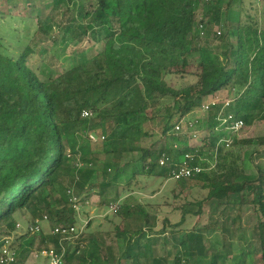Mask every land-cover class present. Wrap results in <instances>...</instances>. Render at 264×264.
<instances>
[{"label": "trees", "instance_id": "16d2710c", "mask_svg": "<svg viewBox=\"0 0 264 264\" xmlns=\"http://www.w3.org/2000/svg\"><path fill=\"white\" fill-rule=\"evenodd\" d=\"M258 1H251L248 8L246 0H97V6L85 13L89 21L78 24L72 10L83 0H55L57 6L65 4L71 14L63 40L67 36L78 41L91 33L95 36L96 24L107 36L98 54L78 56L73 67L48 80H42L27 64L35 52L31 42L16 54L0 52V241L16 234L21 223L18 219L25 211L31 213L27 225H35L45 215L51 230L77 227L78 213L70 198L77 197L78 205H83V194L97 187L91 180L101 155L137 157L124 169L117 168L102 189L115 185L131 164L135 166L132 178L169 180L187 154H192L195 162L199 157L212 160L217 142L225 136L215 130L218 123L213 114L200 147L191 146L186 135L170 134L177 122L210 96L232 97L234 104L229 110L235 120L242 119L246 125L254 119L264 120V11L258 9ZM215 25L225 33H213ZM40 30L48 34L42 21ZM213 35L219 44L210 42ZM194 55L199 56L196 64L191 62ZM189 78L193 80L190 84L179 86ZM162 105H166L167 115L161 132L170 143L166 148H158L157 143L144 148L141 139L152 135L145 124L156 119L155 110ZM84 111H90L92 117L83 118ZM235 143L260 146L264 139ZM225 151V147L218 149L214 170L189 180L208 191L207 200L215 199L224 208L253 206L258 221L254 250L225 242L220 246L211 226L180 231L192 213L184 208L180 222L173 226L176 244H165L171 249L167 258L174 255V264H264V169L257 167L260 176L249 179L243 168L226 164ZM164 156L168 157L167 165L161 166ZM66 175L68 186L57 198L55 193ZM118 200L119 196L109 206L119 205L114 214L121 220L114 226L122 250L119 264L127 259L132 264H167L168 259L157 252L159 239L151 236L156 222L124 231L122 225L144 209H133ZM198 204L201 209L195 215H200L203 207V202ZM42 211L44 214L36 215ZM91 226L90 219L87 228ZM50 231L16 234L15 244L21 253L17 264L27 263L36 251L33 244L37 239L59 249L61 237ZM25 239L30 240L29 247L21 250ZM78 242L74 250L65 242L64 264L107 261L102 260L101 246L94 236L86 237L84 232ZM177 247L179 250L172 252Z\"/></svg>", "mask_w": 264, "mask_h": 264}, {"label": "rangeland", "instance_id": "374dc122", "mask_svg": "<svg viewBox=\"0 0 264 264\" xmlns=\"http://www.w3.org/2000/svg\"><path fill=\"white\" fill-rule=\"evenodd\" d=\"M251 1L255 0H246L248 8ZM81 3L76 8L72 7L73 16L79 20L78 24L89 21L85 13L90 11L92 6H97V0H83ZM256 4L258 9L264 11V0H259ZM66 9L65 4L57 6L55 0H0V52L16 54V52L24 49L26 43L31 42L35 52L28 58L27 64L42 80H48L50 76H56L57 73L70 69L78 62L80 55L91 58L98 54L103 49L107 36L105 29L99 24L95 25V36L91 33L82 41L71 36H67L66 40L62 39L63 29L71 18V14L67 13ZM41 21L48 34L40 30ZM218 31L225 33L224 28L215 25L213 33L217 34ZM214 36L210 42L213 41L217 45L220 40L215 39ZM230 40L235 42L236 39L230 37ZM198 61V55L191 58L192 63L196 64ZM192 81L190 78L185 79L179 83V86L190 84ZM155 111L157 112L156 119L145 124V129L152 135L141 139V146L144 148H150L156 143L158 148H166L170 143L169 138L163 137L161 132V126L164 124L167 115L166 105L158 106ZM209 117V113L196 109L195 113L189 114L186 120H198L200 124L194 130L202 132L209 126ZM186 132L187 130L184 128L178 134L171 130L170 134L184 136L182 134ZM200 138H194V141L196 142ZM262 139H264V120L254 119L239 133L235 138L236 141L226 148V164L228 166L236 164L244 169L245 177L257 179L260 176L257 167L264 169V145H242L235 142ZM133 157L136 155H101L100 160L94 166L96 172L91 180L92 184L97 185V187L83 194L82 198L85 199V202L83 205H79L80 211L77 212L79 218L77 229L79 231L84 230L86 237L94 236L98 239L102 250L100 253L102 260L108 258L106 264H115L118 260L119 251H122L117 244V234L114 231V226L121 220L120 218L117 219L114 215L115 212L109 208L110 202L117 199V196H119L118 202L120 204H126L133 209L137 206L144 209L142 213L133 214L132 219L127 224L122 225L124 231L129 232L144 225L148 226L147 222L149 224L153 221L156 222L151 236L159 239L157 252L162 258H167L171 252L170 246L165 245L166 242L170 245L176 244L173 241V232L175 231L173 226L180 222L184 208H190L192 213L187 215L186 222L181 226L180 231L191 232L196 228L203 229L211 226V228L216 229V242L220 246L225 242L238 244L250 251L254 250L255 237L253 233L258 221L253 206L224 208L218 205L215 199L207 200L208 191L201 189L200 184L194 181L176 182L159 177L145 178L143 176L132 178L131 175L135 166L131 164L125 168L123 176L117 180L115 185L106 189L100 187L113 178L117 168L124 169L125 164ZM62 178L63 185L55 193L57 198L64 194V190L68 186V176H62ZM198 202H203V207L201 214L195 215L201 209ZM30 214L29 211H25L18 219L25 227L30 221ZM42 214L44 211L36 215L41 216ZM90 219L92 226L89 229L87 223ZM111 222L115 223L112 224ZM42 226L44 232L51 230L50 224L47 222H43ZM2 229L1 227L0 230ZM145 232L149 234L148 228L145 229ZM120 236L125 237V235ZM22 243L21 250L29 247L30 240L25 239ZM77 243H79L78 240L71 243V250L75 249ZM86 244L84 242L83 246ZM40 246H42L41 240H35L34 251ZM89 246L90 244H88V249H90ZM178 250L177 247L172 252L176 253ZM35 257L36 254L30 255L26 264L35 263ZM20 258L21 253L18 259ZM167 259V264H174V255ZM132 263L129 262L128 264Z\"/></svg>", "mask_w": 264, "mask_h": 264}, {"label": "built area", "instance_id": "2783aa9c", "mask_svg": "<svg viewBox=\"0 0 264 264\" xmlns=\"http://www.w3.org/2000/svg\"><path fill=\"white\" fill-rule=\"evenodd\" d=\"M201 29H203V26H200ZM219 36L222 34L221 31H218L217 33ZM234 99L232 97H224L223 95H215L208 97L203 105L198 108L201 112L213 114L215 116V120L218 123V125L215 127V130L224 133L225 136L221 137L219 141L217 142L215 151L213 152L212 160H208L204 157H199L197 162H195V158L192 154H187L185 157V160L181 163L175 166L174 170L171 173V177L169 181H184L189 180L193 177H196L198 175L203 174L207 171H212L216 168L218 163V149L220 147L226 148L230 147V145L235 141V138L239 135V133L246 127L245 122L240 120H235V115L230 112V107L234 104ZM195 113V112H194ZM83 118H90L92 117V113L90 111H84ZM210 122V120H209ZM200 122L198 120H182L180 122H177L172 129V132H181L184 128L187 130L185 134L187 137L190 138V145L191 146H201V142L203 138L206 135V130H202V132H197V130H194ZM175 134L174 136H180ZM201 137L200 140L194 141V138ZM92 141H96V138L91 135L90 136ZM178 146L175 145L174 148L176 149ZM168 161V157H163L160 160L161 166H166ZM208 163L209 166H205V164ZM69 194H71V191H69ZM71 204L73 208L79 213V205H78V198L75 196H72L70 198ZM110 209L114 212H117L119 210L118 204H111ZM47 222L49 223V219L47 216H43L42 218H38L35 222V225H28L23 226L21 223L17 225V232L16 234H35L38 232H41L43 230L42 223ZM78 227H55L53 230H51V234L60 236V245L59 249L52 245V244H43L40 246V248L36 249V251L33 253V255L36 254V260L33 264H64V257L66 255V245L65 242L75 243L84 233V230H78ZM12 235L10 237H5L0 241V264H17L18 258H19V250L15 244V235ZM187 264V263H183Z\"/></svg>", "mask_w": 264, "mask_h": 264}, {"label": "crops", "instance_id": "0c3cea01", "mask_svg": "<svg viewBox=\"0 0 264 264\" xmlns=\"http://www.w3.org/2000/svg\"><path fill=\"white\" fill-rule=\"evenodd\" d=\"M43 229H44V227H43ZM144 230H145V227H144ZM117 259H119V258H117ZM104 261V260H103ZM107 261H108V259H107ZM106 261V262H107ZM121 261H123V259H121ZM106 262H103V264H106ZM129 262H132V260L131 259H127V260H124L123 261V263L124 264H128ZM101 264H102V262H101ZM115 264H119V260H117L116 262H115Z\"/></svg>", "mask_w": 264, "mask_h": 264}]
</instances>
